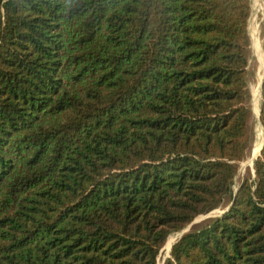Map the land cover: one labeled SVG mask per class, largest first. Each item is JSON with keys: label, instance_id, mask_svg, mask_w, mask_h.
I'll list each match as a JSON object with an SVG mask.
<instances>
[{"label": "trees", "instance_id": "trees-1", "mask_svg": "<svg viewBox=\"0 0 264 264\" xmlns=\"http://www.w3.org/2000/svg\"><path fill=\"white\" fill-rule=\"evenodd\" d=\"M251 15L0 0V264H159L191 225L163 264H264V145L236 181ZM260 106L264 129V80Z\"/></svg>", "mask_w": 264, "mask_h": 264}, {"label": "rangeland", "instance_id": "rangeland-1", "mask_svg": "<svg viewBox=\"0 0 264 264\" xmlns=\"http://www.w3.org/2000/svg\"><path fill=\"white\" fill-rule=\"evenodd\" d=\"M248 35L250 41L249 87L252 96L250 103L252 112L249 129L250 140L246 160L240 165L239 175L236 178V181L242 180L248 171H251V173L254 174L253 160L259 154L264 141L263 129L258 118L261 103L260 83L264 67V0H252V15L249 21ZM221 212L222 210L218 209L207 216H202L195 221V224L205 221L208 218L215 217L221 214ZM189 228L190 227H187L185 230L187 231ZM183 232L174 233L168 238L162 249L159 264H163L169 257L171 247L177 240H179ZM169 241H171V244L168 246Z\"/></svg>", "mask_w": 264, "mask_h": 264}, {"label": "water", "instance_id": "water-1", "mask_svg": "<svg viewBox=\"0 0 264 264\" xmlns=\"http://www.w3.org/2000/svg\"><path fill=\"white\" fill-rule=\"evenodd\" d=\"M263 80H264V67H263V74H262V79H261V83H260V95H261V93H262V84H263ZM260 114H261V106H260V109H259V114H258V118H259V120H260V123H261V118H260ZM261 126H262V124H261ZM262 128H263V126H262ZM263 134H264V129H263ZM263 140H264V135H263ZM263 145H264V141H263ZM263 145H262V147H261V149H260V151H259V154L256 156V158L253 160V162L257 159V158H259L260 156H261V152H262V149H263ZM254 173V172H253ZM194 224H195V222H194ZM193 225H191V226H189L190 228H189V230L191 229V227H192ZM189 230H184V232L182 233V235H181V237L186 233V232H188ZM180 237V238H181ZM179 238V239H180ZM171 249H172V247H171Z\"/></svg>", "mask_w": 264, "mask_h": 264}, {"label": "bare ground", "instance_id": "bare-ground-1", "mask_svg": "<svg viewBox=\"0 0 264 264\" xmlns=\"http://www.w3.org/2000/svg\"><path fill=\"white\" fill-rule=\"evenodd\" d=\"M259 96H260V95H259ZM263 135H264V134H263ZM262 145H263V144H262ZM169 244H171V241L168 242V246H169Z\"/></svg>", "mask_w": 264, "mask_h": 264}]
</instances>
